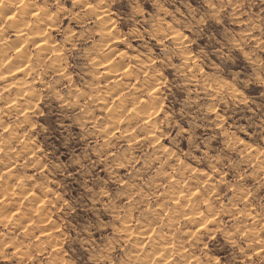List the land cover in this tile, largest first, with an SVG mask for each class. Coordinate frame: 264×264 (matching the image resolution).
<instances>
[{
  "label": "rangeland",
  "instance_id": "rangeland-1",
  "mask_svg": "<svg viewBox=\"0 0 264 264\" xmlns=\"http://www.w3.org/2000/svg\"><path fill=\"white\" fill-rule=\"evenodd\" d=\"M22 2L0 264H264V0Z\"/></svg>",
  "mask_w": 264,
  "mask_h": 264
},
{
  "label": "bare ground",
  "instance_id": "bare-ground-1",
  "mask_svg": "<svg viewBox=\"0 0 264 264\" xmlns=\"http://www.w3.org/2000/svg\"><path fill=\"white\" fill-rule=\"evenodd\" d=\"M25 2V1H24ZM22 0H0V17H2V15H3V17L5 16V20H8L9 19V21L11 22L12 20H10V19H13V9L12 8H15V7H13V6H15V5H19V6H21L22 5ZM23 7V6H22ZM10 8V9H9ZM20 8V7H19ZM42 10V9H41ZM20 12H23V10H21L20 9ZM34 13V12H33ZM37 13V12H36ZM21 14V13H20ZM38 14V13H37ZM104 15H106V14H104ZM21 17V16H20ZM3 18H1V20L0 21H3L2 20ZM15 20H16V18H15ZM14 21V20H13ZM15 22H17V21H15ZM15 22H13V25H14V27L16 26V37L17 38H23V37H26V36H28V35H30V40H32V41H34V42H36V45L38 46V47H40L41 49H49V48H47L48 47V45L46 44V39L41 35V31L39 30V28H38V25L36 26V28L33 26L32 28H33V30L35 29V31H31V32H29V30H28V32L26 31L27 29H29V27L25 30V27L23 28V24H25L24 23V21H22L21 23H15ZM26 22H28V21H26ZM42 22V21H41ZM12 25V24H11ZM33 25V24H32ZM35 25H36V23H35ZM25 26V25H24ZM43 26V25H42ZM48 26V25H47ZM12 27V26H11ZM1 30H3V29H1ZM40 32H39V31ZM29 37V36H28ZM102 37V36H101ZM104 37V36H103ZM25 39V38H24ZM32 41H30V42H32ZM35 44V43H34ZM18 47V46H17ZM15 49V48H14ZM23 55H25V54H23ZM58 55V54H57ZM96 55V54H95ZM2 56V55H1ZM5 56V55H4ZM26 56V55H25ZM150 55L148 54V53H144L141 57H138L137 56V58L135 57V60H134V67L136 68V67H139V68H143V70H147V68H145L144 69V66L146 67V62H147V59H148V57H149ZM24 57V56H23ZM1 58V57H0ZM11 58V57H10ZM9 58V56H5V57H2L1 59H0V79L2 80V81H5V79L6 78H8V73L10 72H8V68L10 67V68H13L14 66V64L13 65H9L10 63H11V59ZM25 58V57H24ZM56 58V57H55ZM59 58V57H58ZM150 58V57H149ZM37 59V58H36ZM54 61H56V60H54ZM21 63V61L19 60V59H16V61H15V63ZM24 63H25V61H23ZM52 62V61H51ZM41 63V62H40ZM22 64V63H21ZM21 64H19V65H17V67L16 68H18V67H20L19 69V72H24L25 71V66L24 65H21ZM9 65V66H8ZM99 65V64H98ZM102 65V64H101ZM106 65V64H105ZM115 65V64H114ZM13 66V67H12ZM54 66V63L52 64H50V67L52 68ZM103 66V65H102ZM107 66V65H106ZM119 66V65H118ZM6 67V68H5ZM8 67V68H7ZM49 67V68H50ZM101 67V66H100ZM99 67V68H100ZM147 67H148V65H147ZM3 68H5V69H7V70H4ZM15 68V69H16ZM126 68H128V67H125L124 69L126 70ZM48 69V68H47ZM14 70V69H13ZM131 70V69H130ZM129 70V71H130ZM104 71V70H103ZM108 71V70H107ZM27 72V71H26ZM126 72V71H125ZM131 72H132V70H131ZM143 72H145V71H143ZM147 72V71H146ZM127 73H129L128 72V70H127ZM31 73H29V75H30ZM114 77V76H113ZM127 77V76H126ZM64 78V77H63ZM22 83V82H21ZM4 84V83H3ZM8 84V83H7ZM9 85V84H8ZM8 85H6V86H8ZM25 85V84H24ZM33 85V84H32ZM5 86V85H4ZM23 86V85H22ZM57 86V85H56ZM26 87V86H25ZM156 87V86H155ZM4 88V87H3ZM9 88V87H8ZM19 89V88H18ZM24 90H25V88H23ZM22 90V89H21ZM24 90H23V92H24ZM26 92H27V90H25ZM113 91V90H112ZM22 93V92H21ZM20 93V94H21ZM34 93V92H33ZM102 93V92H101ZM19 94V93H18ZM24 94V93H23ZM27 94V93H26ZM30 95V94H29ZM32 95V94H31ZM20 96V95H19ZM22 96V95H21ZM30 97V96H29ZM32 97V96H31ZM72 97V96H71ZM6 100V99H5ZM18 100H20V99H18ZM61 102V101H60ZM16 103V102H15ZM14 103V104H15ZM99 104V103H98ZM148 104V103H147ZM123 106V105H122ZM122 106H121V108H122ZM120 109V108H119ZM118 109V110H119ZM26 110V109H25ZM117 110V111H118ZM124 111L125 109H121L120 110V112L121 111ZM135 112V111H134ZM25 114V113H24ZM109 120V119H108ZM114 122V121H113ZM112 122V123H113ZM149 122H150V120H149ZM118 123V122H117ZM111 125V124H110ZM117 126V125H116ZM18 136V135H17ZM233 147V146H232ZM3 167H5L4 165H3ZM2 171V170H1ZM144 196V195H143ZM2 205V204H1ZM157 213V212H156ZM197 223V222H196ZM130 225V224H129ZM193 225V224H192ZM203 228V227H202ZM165 245V244H164ZM139 249V248H138ZM166 249V248H165ZM169 251H170V248L168 249ZM168 251V252H169ZM167 252V251H166ZM145 262V261H144ZM209 264V263H208Z\"/></svg>",
  "mask_w": 264,
  "mask_h": 264
}]
</instances>
